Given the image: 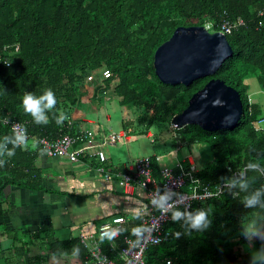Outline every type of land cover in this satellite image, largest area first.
Returning a JSON list of instances; mask_svg holds the SVG:
<instances>
[{
    "label": "trees",
    "instance_id": "1",
    "mask_svg": "<svg viewBox=\"0 0 264 264\" xmlns=\"http://www.w3.org/2000/svg\"><path fill=\"white\" fill-rule=\"evenodd\" d=\"M223 18L229 22L226 37L232 47L210 76L189 84L161 82L152 65L153 52L178 25L208 21L216 29ZM103 68L110 75L101 80V89L111 86L120 103H130L137 120L145 129L154 121H168L187 104L189 96L211 76L222 78L239 92L240 117L233 126L207 131L196 124H185L173 139L186 144L205 139L211 155L195 165L201 182L230 178L232 170L245 163L264 166V129L252 126L260 112L256 103L247 101L245 77L254 75L264 90V0H0V117L17 119L32 136H56L73 131L66 128L68 119L58 124L61 113L69 116L75 103L88 92L86 77ZM51 89L57 104L45 110L48 123H36L26 113L23 98L42 95ZM199 127L204 133L182 131ZM144 129V128H143ZM144 129V130H145ZM199 138V139H198ZM15 135L0 122V264H29L44 261L49 253L72 254L84 260L85 248L77 236L53 237L46 241L47 228L17 234L8 231L3 213L8 190L24 187L51 194L43 183L39 156H47L39 146L12 143ZM189 149V148H188ZM12 152L13 155H8ZM86 153H80L79 159ZM153 174L157 164L153 155ZM184 166L188 167L187 163ZM177 170V165L172 168ZM188 209L174 208L165 227L169 235L151 245L144 254L149 264H256L250 250L239 245L253 242L264 252V177L251 169L245 178L230 188ZM255 203L247 205V199ZM204 211L208 226L193 229L187 216ZM181 213L180 219H173ZM138 214L131 223L139 226ZM253 233L251 235L247 233ZM130 233L124 224L116 238ZM8 239L3 246L2 240ZM33 239L46 245V252L31 253ZM46 242V243H45ZM102 249L109 258L115 253L108 242ZM43 251V250H42ZM264 264V253L261 257Z\"/></svg>",
    "mask_w": 264,
    "mask_h": 264
},
{
    "label": "crops",
    "instance_id": "2",
    "mask_svg": "<svg viewBox=\"0 0 264 264\" xmlns=\"http://www.w3.org/2000/svg\"><path fill=\"white\" fill-rule=\"evenodd\" d=\"M101 85L102 82L96 79L87 84L88 92L79 98L69 114L73 122L70 129L75 131L79 128L90 127L97 138H102L111 131L121 133L120 140L104 143L102 148L107 156L106 165L108 167H126L129 166L131 159L125 162L121 156H118L120 148H115V146H119L120 143L128 146L135 144L137 152L146 150V147L139 142L141 134L135 129V123L144 129L146 125L136 119L130 103H120L118 94L114 93L111 86L101 89ZM107 105L112 107V113L115 115L113 123L111 112L106 108ZM113 125H117V128ZM145 132L148 137L152 136L149 129H145ZM176 151L179 153L168 159H165L167 154L164 156L156 150L153 154H158L163 165L171 168L178 163L190 165V162H193V165L200 161L199 156L196 158L193 155L191 148L188 149V153ZM143 154H138L134 158ZM84 156L85 158L81 157L77 161H70L65 157L39 156L36 164L42 170L44 186L53 190V193L33 191L24 187L9 189L6 194L7 206L3 213L8 231L25 235L43 227L48 230L46 241L53 237H78L81 232H95L102 221L109 219L112 215L120 214L126 219L125 224L130 233H134L137 225L130 221L145 203L142 190L134 186L129 192H125L115 180L105 179L95 169L98 163L96 157ZM2 244L7 246L8 239H3ZM29 246L32 254L38 253L40 246L41 253L47 251L46 245L40 243L38 239H33ZM49 254L44 261L29 264H85L86 261L72 254Z\"/></svg>",
    "mask_w": 264,
    "mask_h": 264
},
{
    "label": "built area",
    "instance_id": "3",
    "mask_svg": "<svg viewBox=\"0 0 264 264\" xmlns=\"http://www.w3.org/2000/svg\"><path fill=\"white\" fill-rule=\"evenodd\" d=\"M221 29L229 30V22L226 18L221 21ZM101 77H108L110 71L103 68L100 71ZM87 81L93 79V74L86 77ZM249 103L253 102L250 96L247 97ZM0 122L8 125L9 130L16 134L25 135L26 141L33 138L35 144L47 156L65 157L69 160H79L80 153L96 157L99 163L95 169L100 172L105 179H113L129 192L134 186H138L144 193L145 204L139 209V226L134 233H122L120 243L116 238L126 219L120 215H113L109 219L102 221L95 232H81L78 237L85 248L87 257L85 264H148L143 258L144 250L152 244H157L165 239L169 230L165 227L170 219L171 211L176 207L188 209L194 202H201L207 198L218 196L226 190L237 194L235 189L230 188L238 181L245 178L251 169H256L264 177V166L257 163H245L232 170L230 178H223L214 182H201L197 175V170L192 162L188 167L182 163L177 164V170L163 165L161 157L154 155L157 164L156 176L153 174V159L151 155H144L136 158L129 166L106 167V154L102 148L104 143L120 140L121 133L109 132L102 138H97L95 132L90 127L79 128L71 133L63 132L56 136L39 135L32 136L27 132L25 124L17 119L0 117ZM255 129H264V116L260 114L251 121ZM66 122V127H70ZM168 196V201L164 209H161L155 201L161 196ZM108 242L109 249L115 253V259L109 258L102 249V242ZM171 264L170 260L165 261Z\"/></svg>",
    "mask_w": 264,
    "mask_h": 264
},
{
    "label": "water",
    "instance_id": "4",
    "mask_svg": "<svg viewBox=\"0 0 264 264\" xmlns=\"http://www.w3.org/2000/svg\"><path fill=\"white\" fill-rule=\"evenodd\" d=\"M232 53L225 33L204 25H178L153 52L152 65L161 82L189 84L214 74ZM242 111L239 92L222 78L211 76L192 92L186 106L172 116L176 127L196 124L211 131L233 126Z\"/></svg>",
    "mask_w": 264,
    "mask_h": 264
},
{
    "label": "rangeland",
    "instance_id": "5",
    "mask_svg": "<svg viewBox=\"0 0 264 264\" xmlns=\"http://www.w3.org/2000/svg\"><path fill=\"white\" fill-rule=\"evenodd\" d=\"M244 82L247 84V91L250 93L252 99L256 104H258L260 108L259 114L261 116H264V90L261 89L257 83L256 85V78L254 75L245 77ZM109 111L111 112V117H112V123L114 121L115 115L112 113V107L110 105H107ZM133 114L135 115L136 111L132 109ZM114 128H117V125H113ZM135 129L138 130V132L141 134L139 138V142L142 143L146 147V150H140L136 151V145L135 144H130L124 145L122 143L119 144V146H115V148H120L118 150V156H121L125 162H129V160L137 156L138 154H153V151H157L159 153H163L165 159L168 157H172L174 154H178L179 152L176 150H180L183 153H188V148H191V151L193 155L197 158L199 156L200 161H197L196 164L199 165L201 164L204 158V162L206 161L205 159L208 158L211 153L210 149L208 147V141L205 139L197 140L195 143H190L188 146L186 144H181L179 145L178 148H176V140H173V136L175 132L179 131V129H176L175 126L171 125V120L168 121H154L150 126H149V132L152 136L148 137L145 135V130L140 126H137L135 123ZM180 132V131H179ZM191 132L194 133H204L202 132L199 127H192L191 131H182V133L187 137ZM205 134V133H204ZM199 139V138H198ZM152 142V143H151ZM28 145L34 146L35 141L33 138H30L26 141ZM118 145V144H116ZM129 151V153H128ZM196 151V152H195ZM128 153V154H127ZM143 154L142 156H144ZM141 157V156H140ZM135 159V158H134ZM2 198V195H0V199ZM241 251H246L250 250L251 255L255 258V261H258L256 264H263L261 263V257L263 255V248L261 244L258 243H253V242H244L239 245Z\"/></svg>",
    "mask_w": 264,
    "mask_h": 264
},
{
    "label": "clouds",
    "instance_id": "6",
    "mask_svg": "<svg viewBox=\"0 0 264 264\" xmlns=\"http://www.w3.org/2000/svg\"><path fill=\"white\" fill-rule=\"evenodd\" d=\"M201 24L204 25L210 31H212V30H218V31H221L223 33L226 32V31H223L221 29V26L220 25L216 29H212L211 26H210V23L208 21H205L203 23H194V24H191V25H201ZM225 35H226V33H225ZM100 71L98 73H96V74H93V79L92 80L96 79L99 82V81H101L102 79L105 78V77H101ZM92 80L87 81V79H86V84L90 83ZM248 96H250V98H251V95L247 93V97ZM253 103H255V102L253 101ZM56 104H57L56 96H55V93L51 89L45 90L43 92V94L42 95H39V96H36V95H34L32 93H28L23 98V107H24L25 112L28 113V114H30L33 117V119L35 120L36 123H45V124L48 123L47 117L45 115V110H49L50 111V110L54 109L56 107ZM63 119H68L70 121V123H69L70 127H68V129H70L71 126H72L71 123H73V122H71L69 116H65L63 113H61V117H60L59 120H57V123L59 124L61 122V120H63ZM171 125L172 126H175L172 122H171ZM176 128H179V127H176ZM12 143H14L16 145H25L26 146V138H25V135L19 134V133L16 134L15 139L12 141ZM35 145L36 144H34V146ZM175 145H176V148L179 147V143L178 142H176ZM8 155L11 156V155H13V153L12 152H9ZM152 155L154 156L155 154H152ZM156 155H158V154H156ZM49 157H53V156H49ZM70 161H72V160H70ZM106 162H107V156H106V160H105V163L104 164H105L106 167H108L106 165ZM0 163H2V161H0ZM98 163H99V160H98ZM131 163H132V160H130V164ZM123 167H125V166H123ZM167 201H168V196L165 195V196H161L158 201H155V203H157L158 206L161 209H164L165 206H166V204H167ZM254 203H255V198L254 197L253 198H250V199H247V205L248 206H251ZM138 216H139V210H138ZM181 216H182L181 213H174L173 219H180ZM187 221L190 223L191 227L193 229H196V230H201L203 228H206L208 226V223H209L208 218H207V214L204 211H199V212H197L195 214L188 215L187 216ZM247 234L251 235L253 233L249 232Z\"/></svg>",
    "mask_w": 264,
    "mask_h": 264
},
{
    "label": "bare ground",
    "instance_id": "7",
    "mask_svg": "<svg viewBox=\"0 0 264 264\" xmlns=\"http://www.w3.org/2000/svg\"><path fill=\"white\" fill-rule=\"evenodd\" d=\"M168 235H169V234H168ZM165 239H166V238H165ZM165 239H163V240H165ZM163 240H161L160 242H162ZM160 242H159V243H160ZM157 244H158V243H157ZM152 245H155V244H152ZM149 246H151V245H149ZM149 246H148V247H149ZM148 247H147V248H148ZM147 248L144 250L143 258H144V254H145V251L147 250ZM167 259H168V258H165V261H166ZM168 260H170V259H168ZM145 261H146V260H145ZM170 262H171V260H170ZM147 263L149 264V262H147ZM165 264H166V263H165Z\"/></svg>",
    "mask_w": 264,
    "mask_h": 264
}]
</instances>
